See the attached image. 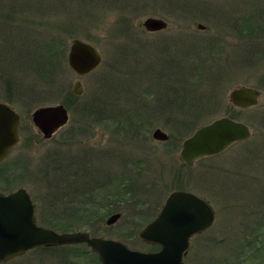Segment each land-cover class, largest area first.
Here are the masks:
<instances>
[{
  "label": "rangeland",
  "instance_id": "374dc122",
  "mask_svg": "<svg viewBox=\"0 0 264 264\" xmlns=\"http://www.w3.org/2000/svg\"><path fill=\"white\" fill-rule=\"evenodd\" d=\"M66 1L65 17L71 22V28L56 34L62 42L55 47L58 72L52 78L41 82L32 65L31 71H26L28 64L15 67L9 56L13 51L4 44L7 42H0L3 43L0 62L8 59L0 63V78L8 82L7 77H2L7 73L12 80L5 95L0 93V101L10 104L20 115L18 142L0 162V191L6 193L24 187L35 204L36 222L40 225L59 232L80 230L113 239L126 238L124 243L129 247L147 251L151 247L138 238L139 229L156 215L169 192L191 190L207 199L215 218L207 230L190 239L183 264H264V0ZM112 12L118 13V18L109 26L108 15ZM149 16L163 18L168 27L155 33L145 31L141 22ZM198 23L206 29H197ZM94 28L107 30L108 39L94 38ZM45 36L47 38V34ZM75 37L95 45L102 56L100 65L83 77L76 76L66 60L70 40ZM183 37L186 47L195 46V39L197 48L203 47L209 39L213 49L219 45L223 48L222 54L207 57L208 62L218 68L222 63L214 62L211 56L227 58L229 62L224 81L220 87L213 88L217 93L215 98L208 90L214 81L204 82L198 92H193L190 90L193 88L186 85L189 83L186 71L182 70L184 77L171 73L162 79L154 72L161 63L152 62L154 58L174 60L158 49L163 41L178 42V38ZM122 43L128 44L127 49L121 48ZM248 46L262 47V53L252 55L250 50L245 57ZM191 53H186L190 57L188 62H192ZM77 79L84 89L82 97L91 100L94 95L100 96L94 100H99L105 113L82 115L79 111L84 107L73 111L69 108L67 125L51 139H42L30 114L38 106L71 105L69 92ZM179 79L187 86L183 92L187 88L191 93L184 98V103L176 107L170 105L165 112L161 105L152 107L151 102L157 106L156 97L164 93V97L172 96L181 83ZM237 85L260 91L256 107L246 111L233 109L227 92ZM165 103L169 102H164V106ZM220 116H232L250 126V139L232 143L216 155L198 158L190 167L182 164L181 142L197 128ZM190 124H195L194 128ZM155 128L167 133L169 139H154ZM101 146L120 147L121 155L127 153L130 164L124 163L122 175L133 174L130 181L100 178L105 182L104 188L90 198L91 204H81L85 212H62L67 208L64 202L59 203L62 207L41 203V208H37L34 194L46 196L47 190L37 180L35 171L43 166L48 154L53 156L51 160H55L53 165L57 169L66 168L69 152ZM137 165H141V172L135 174L132 169V173H125ZM46 210H60L62 219L47 223ZM115 212L121 217L114 224L106 225L105 220ZM85 217L95 219L80 221L86 220ZM78 245L80 250H86ZM255 246L262 249L257 251L259 247ZM63 251L66 250H31L2 264H86L84 260L65 259ZM89 258L92 261L89 264H99L93 255Z\"/></svg>",
  "mask_w": 264,
  "mask_h": 264
},
{
  "label": "water",
  "instance_id": "95a60500",
  "mask_svg": "<svg viewBox=\"0 0 264 264\" xmlns=\"http://www.w3.org/2000/svg\"><path fill=\"white\" fill-rule=\"evenodd\" d=\"M141 25L147 32L167 27L163 19L153 16L144 18ZM197 27L204 28L202 24H197ZM66 60L71 71L83 77L99 66L102 56L93 44L75 37L70 40ZM83 91L81 81L75 80L71 92L80 96ZM259 96L258 89L246 85L234 86L227 94L230 104L242 110L257 106ZM30 116L43 139L51 138L69 121V112L60 103L38 106ZM19 121L15 109L0 101V162L18 141ZM251 135L247 124L229 116H220L185 138L179 157L190 166L198 158L218 154L232 143L247 140ZM152 137L165 141L169 136L156 128ZM34 212L35 206L25 188L0 192V263L38 247L85 244L97 255L100 264H183L189 239L208 229L215 216L213 208L204 199L186 190H173L155 217L138 232L143 242L159 246V250L141 251L120 240L91 235L86 231L57 232L38 225ZM120 216L119 212L110 214L105 224H114Z\"/></svg>",
  "mask_w": 264,
  "mask_h": 264
},
{
  "label": "trees",
  "instance_id": "16d2710c",
  "mask_svg": "<svg viewBox=\"0 0 264 264\" xmlns=\"http://www.w3.org/2000/svg\"><path fill=\"white\" fill-rule=\"evenodd\" d=\"M67 1H57V0H0V42L4 43L10 47V50L13 51V55L9 53L10 61H12L15 67L20 65H27L26 71H31V65L35 68L37 73L38 80L42 82L44 79L52 78L58 72V65L56 61L55 47L61 44L59 38L56 37L58 32L62 33L63 30L71 28V22L65 17V9L68 11ZM59 6V8H57ZM264 23V21L262 20ZM55 24V26H53ZM264 29V26L262 27ZM264 33V32H262ZM47 34V38H45ZM128 44L122 43L121 48L127 49ZM3 43H0V53L2 51ZM131 47V45H130ZM251 50L252 55L256 52L262 53V47H256L253 49V46H250L247 50V55ZM192 51V62H188L190 57L186 56L185 65H182L181 68L183 71H186L187 74L186 80H189L188 85L190 90L194 92L199 91V87L202 81V72L200 71V66L195 65L193 60L197 59V49L195 46L186 47V53ZM1 55V54H0ZM187 55V54H186ZM261 55V54H260ZM7 62L8 59H3L2 62ZM0 62V63H2ZM37 65V68L34 66ZM5 70V66L2 67ZM181 76L184 77L183 72L181 71ZM178 75V73L176 74ZM2 77H7L6 82L3 78H0V93L4 94L9 90V87L12 84V80L7 76V73H4ZM192 80V82H190ZM212 83V82H209ZM208 83V84H209ZM185 85V84H184ZM185 85V87H187ZM197 90V91H196ZM13 91V90H12ZM3 92V93H2ZM188 92L187 88L185 91ZM189 93V92H188ZM71 98V105H66L67 109L72 111L75 108H97L101 107L99 100H94V98H99L100 96H93L91 100L84 99L81 96H75L69 92ZM98 94V93H97ZM212 96V95H211ZM84 100H83V99ZM205 99V98H204ZM164 103V102H163ZM163 105V104H161ZM234 109V107H233ZM232 109V110H233ZM236 109V108H235ZM238 110V109H237ZM239 111H241L239 109ZM246 111V110H243ZM82 115L87 114L86 112L79 111ZM127 113V112H126ZM124 114V113H121ZM194 122L196 119L193 118ZM191 128H194L195 124H190ZM247 141V140H246ZM53 156L48 154L46 156L45 163L42 167L36 168L35 176L38 177V181L44 184V189L47 190V195L42 196L41 193L34 194L36 198L37 208H41V203L51 204L52 207H62L59 206V203L56 200V196L61 199V202H64V206L67 208L65 211H86V208L83 205L91 204L90 198L95 194L92 188H100L101 185L99 179H89L82 173L81 162L79 159L69 163L66 168L57 169L53 164L55 160H51ZM132 176L126 175L120 177V181H124ZM56 188H59L58 192ZM67 189V192L62 191ZM101 189V188H100ZM57 192V193H56ZM129 193V192H126ZM72 199V200H70ZM35 200V199H34ZM99 203H96V205ZM75 208V209H71ZM81 209V210H80ZM55 211V210H54ZM53 211V212H54ZM43 212V211H42ZM52 210H46L47 223H53L62 219L60 217V210L56 213H53ZM52 217V218H51ZM75 217H77L75 215ZM51 218V219H50ZM86 220H80L82 222L94 221L95 217H85ZM51 220V221H49ZM53 221V222H52ZM140 227H137V229ZM136 229V230H137ZM122 238L124 236L120 234ZM126 239V238H124ZM121 239L125 242L127 240ZM86 250H80V245L72 246H59V247H40L32 250H57L64 249L62 254L65 259H79L84 260L86 264H89L91 259L89 255H93L95 260L98 262L96 255L89 250V248L81 244ZM151 250H157L158 247L150 246ZM259 246H255L258 248ZM262 248H258L257 251ZM18 258V257H16ZM14 258V259H16ZM12 259V260H14ZM10 260V261H12ZM6 263V262H5Z\"/></svg>",
  "mask_w": 264,
  "mask_h": 264
},
{
  "label": "flooded vegetation",
  "instance_id": "af4514ba",
  "mask_svg": "<svg viewBox=\"0 0 264 264\" xmlns=\"http://www.w3.org/2000/svg\"><path fill=\"white\" fill-rule=\"evenodd\" d=\"M158 18H160V17H158ZM161 19H163V18H161ZM165 22L167 23V21H165ZM198 24H201V23H198ZM203 26H204V28L200 29L196 25L197 29H199V30H205L206 26L205 25H203ZM167 27H168V23H167ZM165 29H162L159 31H163ZM159 31H154V32H150V33H155V32H159ZM206 41H207L206 45H204L203 47L197 48L198 42L195 39V47H196L198 53H197V59L194 61V64L196 66L199 65L200 71L202 72V81L200 84V88L203 86L202 84L204 82L209 83V82L214 81L213 87L212 88L209 87L210 89H208V90L211 91L212 97L215 98L217 93L213 92V88L216 86L220 87L221 83L224 81L223 75L228 72L227 66L229 65V62H228L227 58H225V59L213 58L212 56H211V58L214 62L216 61V62H220L222 64L218 68V66H215L212 63L208 62L207 57H209L212 54H217V53L222 54L220 52L223 51V48H221L219 45L218 47L213 49L211 47V44H210V43H212V40L206 39ZM185 43H186V40L184 39V37L178 38V42H176V40H174V42H172V43L170 41H167V40L163 41V43L161 44V46L158 49L161 52H163V53H161L162 55H164V53H167L168 55H171L174 60H171L169 58H164V57L154 58L155 60H152V62H156L157 64L161 61L160 65L156 69H154V72L158 75V78L159 77L161 79L162 78H168L169 74L173 73L176 75V72L178 73L179 77L181 76V74H180L182 71L181 66L185 65V59H186V45H185ZM169 45L170 46L173 45V46L169 49L168 48ZM249 48H250V46H248L245 51L247 52V50H249ZM246 55H247V53L245 54V57H246ZM177 68H179V71L177 70ZM213 70H215V72ZM179 81L181 83L173 91L171 97H164L163 95L165 93L162 95V93L160 92V94L162 96L156 97L157 106H153L154 102H151L152 107L157 108L158 106L163 104V102L168 101L169 103H165V106L161 105V107H160V108H163L162 111L165 112V111L169 110L170 105L172 107H176L177 105L184 103L183 102L184 98H186L187 95H190L191 93L186 92V94H185V92H183L185 89V86H184L183 82L181 81V79H179ZM227 94H228V92H227ZM155 96H157V95L155 94ZM227 100H228V97H227ZM229 104H230V102H229ZM232 107H234V106H232ZM145 108H147V107H144V109ZM249 109H245V110H249ZM83 111L86 112L87 114L93 113L95 115H97V114L103 115V113H105L103 107L84 108ZM229 117L233 118L232 116H229ZM19 124H20V121H19ZM18 130H19V127H18ZM49 139H51V138H49ZM168 139H169V137H168ZM44 140H47V139H44ZM104 146H106V145H104ZM104 146H101L100 148H96V149H94L93 147H91V148H89V147L84 148L83 147V148H81V152L79 151L78 153H71L66 149V153L68 154V152H69V163L74 161L75 159H79L81 162L82 173L86 176V178L89 177V179H93V180L94 179L100 180V178L104 179L106 177H109V178H114L115 182H117L118 179H120V177L129 175V174H123L122 175V166H125L126 164L127 165L130 164V161L129 162L127 161V157H126L127 153L125 152L124 154L121 155V148L120 147H117V148H110L109 147L108 148V147H104ZM124 163H125V165H124ZM194 163H195V161H194ZM194 163L192 165H194ZM182 164H184L187 167L192 166V165H190V166L186 165L183 162H182ZM143 168H144V166H143ZM130 169L131 170L134 169L136 172L135 174L141 172V170H142L141 165H137V168L133 167ZM128 171H125V173H132L133 172V170L131 172H130V170H128ZM132 176H133V174H132ZM109 180H112V179H109ZM99 184L101 185L100 188H102L103 185H105V182L103 183L100 180ZM100 188H92V189L95 190L94 193H96L97 191H100ZM58 190H60V189L56 188L57 192H58ZM189 191L196 194L197 196L201 197L196 192L191 191V190H189ZM201 198H203V197H201ZM56 200L58 203L61 202V199L58 196H56ZM70 200H72V199H70ZM205 200L207 201V199H205ZM2 263H5V262H1L0 264H2Z\"/></svg>",
  "mask_w": 264,
  "mask_h": 264
},
{
  "label": "clouds",
  "instance_id": "9594fccd",
  "mask_svg": "<svg viewBox=\"0 0 264 264\" xmlns=\"http://www.w3.org/2000/svg\"><path fill=\"white\" fill-rule=\"evenodd\" d=\"M118 18V13L112 12L108 15V25L110 26L113 24L116 19ZM92 35L94 38H97L98 40L101 41H106L108 39V33L107 30H99L97 28H94L92 30Z\"/></svg>",
  "mask_w": 264,
  "mask_h": 264
}]
</instances>
